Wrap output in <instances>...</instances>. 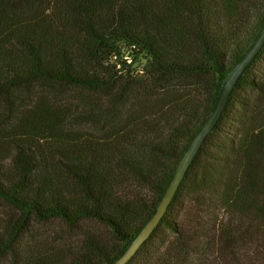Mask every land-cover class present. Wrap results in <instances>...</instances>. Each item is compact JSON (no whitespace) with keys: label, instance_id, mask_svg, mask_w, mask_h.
Here are the masks:
<instances>
[{"label":"trees","instance_id":"trees-1","mask_svg":"<svg viewBox=\"0 0 264 264\" xmlns=\"http://www.w3.org/2000/svg\"><path fill=\"white\" fill-rule=\"evenodd\" d=\"M263 28L264 0H0V264L119 260ZM128 264H264V48Z\"/></svg>","mask_w":264,"mask_h":264},{"label":"water","instance_id":"water-1","mask_svg":"<svg viewBox=\"0 0 264 264\" xmlns=\"http://www.w3.org/2000/svg\"><path fill=\"white\" fill-rule=\"evenodd\" d=\"M263 48L264 28L258 35L255 42L252 44L248 52L245 54L243 59L226 76L224 84L220 89L213 112L211 113L210 117L191 143L187 152L185 153L172 181L169 183L166 192L161 202L159 203L157 209L155 210L154 214L152 215L148 223L145 225V227L141 230V232L137 235V237L130 243L124 255L114 264H128L132 260V258L138 253L143 244L150 239L153 232L160 224V221L165 216L168 207L172 203L179 189L180 184L182 183L187 174L188 169L190 168V166L194 162V159L196 158L199 151L206 142V139L209 137V135L212 133V131L216 128L219 121L221 120L222 115L229 103L230 96L233 90L237 86L244 73L248 70L253 61L263 50Z\"/></svg>","mask_w":264,"mask_h":264},{"label":"rangeland","instance_id":"rangeland-1","mask_svg":"<svg viewBox=\"0 0 264 264\" xmlns=\"http://www.w3.org/2000/svg\"><path fill=\"white\" fill-rule=\"evenodd\" d=\"M141 260V259H140ZM139 261V260H138Z\"/></svg>","mask_w":264,"mask_h":264}]
</instances>
